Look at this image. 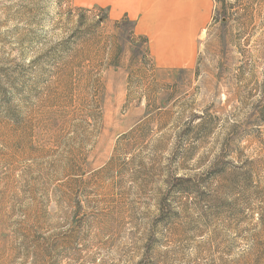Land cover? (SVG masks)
Wrapping results in <instances>:
<instances>
[{
  "label": "rangeland",
  "instance_id": "374dc122",
  "mask_svg": "<svg viewBox=\"0 0 264 264\" xmlns=\"http://www.w3.org/2000/svg\"><path fill=\"white\" fill-rule=\"evenodd\" d=\"M0 264H264V0H214L190 72L0 0Z\"/></svg>",
  "mask_w": 264,
  "mask_h": 264
},
{
  "label": "crops",
  "instance_id": "0c3cea01",
  "mask_svg": "<svg viewBox=\"0 0 264 264\" xmlns=\"http://www.w3.org/2000/svg\"><path fill=\"white\" fill-rule=\"evenodd\" d=\"M105 11L110 22L125 20L146 42L158 71H193L201 37L213 18L214 0H76Z\"/></svg>",
  "mask_w": 264,
  "mask_h": 264
},
{
  "label": "trees",
  "instance_id": "16d2710c",
  "mask_svg": "<svg viewBox=\"0 0 264 264\" xmlns=\"http://www.w3.org/2000/svg\"><path fill=\"white\" fill-rule=\"evenodd\" d=\"M215 1H217V0H215ZM142 41H144V42H145V40H142Z\"/></svg>",
  "mask_w": 264,
  "mask_h": 264
}]
</instances>
